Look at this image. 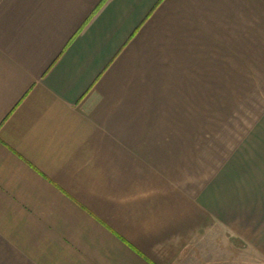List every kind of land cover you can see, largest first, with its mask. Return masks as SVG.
Wrapping results in <instances>:
<instances>
[{"label":"crops","instance_id":"1","mask_svg":"<svg viewBox=\"0 0 264 264\" xmlns=\"http://www.w3.org/2000/svg\"><path fill=\"white\" fill-rule=\"evenodd\" d=\"M233 239L264 264V0H0V264Z\"/></svg>","mask_w":264,"mask_h":264},{"label":"rangeland","instance_id":"2","mask_svg":"<svg viewBox=\"0 0 264 264\" xmlns=\"http://www.w3.org/2000/svg\"><path fill=\"white\" fill-rule=\"evenodd\" d=\"M224 250L225 248L223 246L217 247V255H222V251ZM227 250L228 251L226 256L230 255L231 257L230 264H254V262L256 261V255L250 249L246 248V246L238 244L235 239H233L231 248ZM217 264L220 263L217 262Z\"/></svg>","mask_w":264,"mask_h":264}]
</instances>
